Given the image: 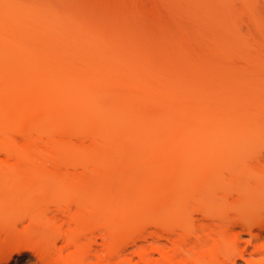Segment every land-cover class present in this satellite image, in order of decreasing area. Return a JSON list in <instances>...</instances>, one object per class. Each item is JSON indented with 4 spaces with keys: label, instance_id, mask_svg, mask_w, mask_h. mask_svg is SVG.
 Masks as SVG:
<instances>
[{
    "label": "rangeland",
    "instance_id": "1",
    "mask_svg": "<svg viewBox=\"0 0 264 264\" xmlns=\"http://www.w3.org/2000/svg\"><path fill=\"white\" fill-rule=\"evenodd\" d=\"M20 62L24 70L19 69ZM16 63L19 68L13 70ZM4 75L10 76L12 79H7L13 84L16 77L21 80L15 85L6 81V85ZM0 76L5 79L0 90L18 96L40 87L28 80L59 82L52 89L62 80L66 85L69 81L68 93L84 90L85 103L101 106L105 114L96 118L85 113V118L72 123L59 120L64 115L56 112L57 120L45 119V123L32 127L34 130L25 129L27 132L22 130L26 121L17 123L16 116L12 120L18 127L11 121L13 124L0 129V264H65L76 251L66 246V234L80 226L89 227L92 220L94 224L98 219L104 223L106 215L99 210L100 217L92 216L99 198L94 195L97 190L101 200L112 199L118 210L133 201L135 206L147 205L152 190L171 192L180 182L185 188L180 203L185 204L190 213L188 222H194L196 229L191 237L193 248L204 254L206 264H229L225 261L229 256L236 258L237 264H264V0H0ZM28 84L34 87L28 89ZM95 90L104 106L99 99L96 103L92 100ZM72 96L75 99L70 94L66 100L78 102L80 96ZM49 108L53 110L52 105ZM192 116L196 117L194 133L192 126L189 130L184 125ZM34 118L32 125L40 122ZM180 125L185 133L192 130L196 143L194 157L187 160L183 170L185 177L174 174L175 144L169 151H161L170 133H184ZM44 130L48 132L42 133ZM29 134L43 139L36 138L42 142L36 141L32 152L37 146L45 148L42 152L56 151L50 153L55 158L49 154L52 160L49 152H43L41 158L49 157L51 171L61 169L65 176L36 177L40 171L37 162L32 164L31 159L17 165L15 155L2 149L32 144L25 136ZM53 136L58 138L57 149L49 144ZM63 136L70 137L76 146H72L73 155H60L66 158L60 164L62 159L56 155ZM45 141L48 146L44 147ZM94 143L105 145L96 149L99 156L90 152ZM77 145H82L84 158L79 156ZM29 150L26 154L23 150L24 155L31 154ZM90 154L100 157L99 162L95 157L94 161L85 159ZM77 157H82L81 163L85 159L87 170L79 167ZM55 161L57 169L53 168ZM175 202L172 205L178 208ZM104 204L98 209L104 210ZM166 207L161 205L155 213L167 216L171 209ZM200 207L204 212H199ZM107 209L106 213L110 212ZM143 211L140 224H150L151 232L161 231L162 227L154 225L160 218L153 221L147 210ZM115 223L119 229L115 231L123 234L124 222ZM177 231L174 239L180 236ZM231 237L240 239H233L236 242L230 246L227 242ZM104 240L99 237L94 250L78 263L89 264L103 254ZM161 240L171 245L166 238ZM135 258L139 259L136 254Z\"/></svg>",
    "mask_w": 264,
    "mask_h": 264
},
{
    "label": "bare ground",
    "instance_id": "2",
    "mask_svg": "<svg viewBox=\"0 0 264 264\" xmlns=\"http://www.w3.org/2000/svg\"><path fill=\"white\" fill-rule=\"evenodd\" d=\"M20 61V60H19ZM21 62H24V61H21ZM20 62V63H21ZM17 63H19V62H17ZM14 64V66L16 65H19V64ZM22 64V63H21ZM20 64V65H21ZM26 65V64H25ZM13 66V67H14ZM15 66V68H12V67H10V68H12L13 70L14 69H18L19 68V66H17L16 67ZM21 68H19V69H21L22 70V68H23V70L25 69V66H24V64H22L21 66H20ZM11 69V70H12ZM11 72V71H10ZM10 75V74H9ZM4 76H7L5 79L3 78V76H0V77H2V78H0V83L2 82L3 83V81L5 80V82L3 83V84H6V85H9V84H7L6 83V81L7 82H9L10 83V85H12L13 84V82L12 81H9L7 78H9L8 77V75H4ZM20 78V77H19ZM3 79V80H2ZM10 80L12 79V78H9ZM2 80V81H1ZM16 81H20L21 79H17V77H16V79H15ZM61 80V79H60ZM16 81H14V83L15 84H17L18 82H16ZM31 84H33V85H35V86H40V87H38V89L36 90V88L33 86V85H30V84H28L29 86H28V89H32L33 87V89H35V90H28V92H25V94H21L20 95V93H19V96H18V93L15 95V93H11L10 94V92L9 93H7V92H5V91H2V90H0V91H2V95H1V93H0V114L2 113V115H6V116H8V117H6V116H0V126H3V127H0V129L1 130H4L6 127H7V125L9 126V124L11 125V124H13V122L15 123L16 121L14 120H12L13 118L14 119H16V116H19V117H17V123L20 121V123L21 124H23L24 123V121H26L25 122V126H23L22 125V130H25V129H31V130H34L37 126H38V123H40V124H42L43 122L45 123L47 120L48 121H52L53 122V120H57V118H59V116L57 115V114H61L60 115V117L61 116H63L64 115V117H61V119H59V120H61V121H63L64 120V118H65V120L66 121H68L69 120V122H72V123H75V121H77V120H80V119H83L82 117H84V115H85V113L86 114H89V115H86V117H96V118H103L104 116H105V114L103 113V108H101V106H98V105H93V104H86L85 103V101H86V99H84V94H83V92H81V91H84V90H81V91H76L75 92V90L73 89V90H71L70 91V93H68V91H69V87H70V85H72L69 81H67V85H68V83L70 84V85H68V87H67V85H66V82H64L63 80H62V82L60 81V84L58 85V86H56V88H53L52 89V87H53V84H55V83H59V82H54V81H50V80H48V83L49 82H51L52 83V85L50 86V84H48V83H45L46 81H40L42 84H40V82L38 83V82H36V83H33L34 81H30V80H28ZM12 83V84H11ZM64 83V84H63ZM3 84H0V86H2ZM15 84H13V85H15ZM44 84V85H43ZM47 84V85H46ZM46 85V86H45ZM64 85V86H63ZM66 85V86H65ZM42 86V87H41ZM43 86H44V88H43ZM60 86H63L64 87V89L65 88H68V90H64L63 89V87H60ZM4 87H5V85H4ZM59 87V88H58ZM3 88V87H2ZM60 88H61V90H60ZM0 89H1V87H0ZM60 90V92H56L57 90ZM31 91H33V92H31ZM40 93H39V92ZM90 91V90H89ZM88 91V92H89ZM30 92V93H29ZM79 92H81L80 94H78ZM96 92H98V91H94V97H96L95 99L94 98H92V100L95 102L96 101V99H99V102L101 103L102 101H101V97H99V96H95V94L96 95H99V94H97ZM36 93V94H35ZM41 93H44V94H41ZM75 93V94H74ZM93 93V92H92ZM91 92H90V94H92ZM99 93V92H98ZM28 94L30 95V96H28ZM71 94V98H73V99H75L73 96H72V94L74 95V96H80L79 97V99H78V102H75L73 99H69V101H68V99L66 100V97H68L69 95ZM77 94V95H76ZM88 95V96H91V95ZM13 95V96H12ZM15 95V96H14ZM27 97L26 99H24L25 97ZM27 95V96H26ZM38 95V96H37ZM42 97V99L40 100V96ZM17 96V97H16ZM34 96L40 101H38V105L35 103V102H37V99L36 98H34ZM77 96V97H78ZM92 96V97H93ZM15 97V98H14ZM20 97V98H19ZM44 97H46V99H44ZM97 97H99V98H97ZM18 98V99H17ZM20 99H21V101H20ZM44 99V100H43ZM84 99V100H83ZM24 100L26 101V102H24ZM35 100V101H34ZM71 100H72V102H71ZM83 100V101H82ZM88 101H90V99L88 98L87 99ZM31 101L33 102V103H31ZM98 101V100H97ZM31 103V105H29L30 103ZM42 102V103H41ZM17 103V104H16ZM19 103V104H18ZM20 103L22 104V105H20ZM28 103V104H27ZM40 103V104H39ZM96 103V102H95ZM8 104V105H7ZM14 104H16V106L14 105ZM12 105V106H11ZM17 105H18V107L20 108V109H22V111L17 107ZM20 105V106H19ZM33 105V106H32ZM40 105V106H39ZM51 105H52V107H53V110H54V112H53V110L52 109H50L49 107H51ZM102 105H103V102H102ZM14 106L17 108V109H15L14 108ZM24 106V107H23ZM30 108H29V107ZM37 106V107H36ZM55 106H57L58 107V109H60V111L62 112H60ZM104 106V105H103ZM9 107V108H8ZM26 107H28V108H26ZM33 107V108H32ZM39 107H41V109L39 108ZM106 107V106H105ZM104 107V108H105ZM6 108H8V109H10V111L11 112H7V113H4V112H6V110L8 111V109H6ZM25 108V109H24ZM32 108V109H31ZM18 109H19V111H20V113H19V111H18ZM31 109V110H30ZM46 110V112H45V110ZM50 109V110H49ZM4 111V112H1V111ZM17 111V113H16V111ZM44 110V111H43ZM49 112H48V111ZM90 110V111H89ZM181 111L183 110V108H181L180 109ZM24 111H26V112H24ZM32 111H34V112H32ZM39 112V114H38V112ZM51 111V112H50ZM92 111V112H91ZM101 111H102V113H101ZM14 112H15V114H17V115H15L14 114ZM56 112H57V114H56ZM59 112V113H58ZM90 112H91V114L92 113H94V115L92 114H90ZM182 112H184V111H182ZM9 113V114H8ZM12 113H13V115L15 116H13L12 115ZM22 113V114H21ZM26 113H27V118H28V120H27V118H26ZM44 113V114H43ZM47 113V114H46ZM48 113H49V115H50V113H51V115L53 114V116H49L48 115ZM98 114L97 116H96V114ZM55 114H56V116H55ZM76 114H77V116H76ZM82 114V115H81ZM103 116H102V115ZM10 115V116H9ZM74 115L76 116V118H72V117H74ZM79 115V116H78ZM91 115V116H90ZM21 116H24V117H21ZM43 116H44V118H43ZM45 116H47V117H45ZM66 116H68L67 118H66ZM101 116V117H100ZM12 117V118H11ZM34 117H37L36 119H38V120H40V122L38 121L37 123H36V125L34 124V125H32V123H34V120H35V118ZM50 117V118H49ZM24 118H25V120H24ZM30 118H32L31 120H29ZM48 118V119H47ZM53 118V119H52ZM85 118V117H84ZM194 118H196L195 116H192L191 117V119H187V121H194L192 124H191V122L189 121L188 123L189 124H187V121H186V123H184V122H181V123H184V125L186 124V126L188 125V127H186V129L188 128L189 130H190V126H192V130H193V133H194V127H195V125H196V120L194 119ZM45 119H46V121H45ZM52 119V120H51ZM73 119V120H72ZM76 119V120H75ZM19 120V121H18ZM22 120H23V122H22ZM166 120H169V119H167L166 118ZM11 121H13L12 123H11ZM29 121H31V122H29ZM43 121V122H42ZM169 121H172V120H169ZM57 122V121H56ZM28 123H30L29 125H30V128H29V125H28ZM39 124V125H40ZM194 125V126H193ZM4 126H6V127H4ZM15 126L16 127H18L17 125H16V123H15ZM28 126V127H27ZM34 129H33V128ZM183 128V126L182 125H180V127L179 128ZM4 128V129H3ZM161 128V127H160ZM163 128V127H162ZM157 129H159V128H157ZM187 129V130H188ZM30 130V131H31ZM185 129L183 128L182 129V131H181V133L184 131ZM192 130L191 131H187V133H185V131H184V133H182L181 135L180 134H178V133H176V135H174L175 133H173L172 132V134L170 133L166 138H165V144H164V146H163V149H161V151L163 152V151H169L170 149H172V150H174V152H176V157L174 158V160H173V164L175 165V167H177V169L175 170V175L177 176V177H185V175H186V173H185V171H183L184 170V167H185V164L187 163V160L189 161L192 157H194L193 156V154L195 153V149H196V143L195 142H193L192 140H193V133H192ZM28 131V130H27ZM26 130H25V132H27ZM29 131V132H30ZM46 132H48V130H44V131H42V133H46ZM176 132H179L180 133V131L178 130V131H176ZM191 132V134H188V133H190ZM178 134V135H177ZM187 134V135H186ZM30 135V134H29ZM170 135H171V139H172V141L174 142L175 141V143H173L172 141H171V139H169V137H170ZM191 135V136H190ZM25 136H27V139H29L30 141L32 140L33 141V143L31 144V142H29V140H28V142H29V144L26 146V147H23V146H21V145H18V144H16V145H14V147H3L2 149H4V150H7L8 149V151H9V153L10 154H12V155H15V157L14 158H16L17 160V165H22V163L23 162H25L26 163V161H30L31 159H33L34 160V163H33V160H31L32 162V164H35L36 162H37V168H40V171H39V173L36 175V177H45V175L47 174V175H50V176H52V177H55V174H58V175H56L57 177L59 176V177H61V176H65L63 173H62V175H61V172H62V170L61 169H58V171L57 170H55V169H57V163H58V161H57V163H56V161H55V164H54V162L53 163H51V164H54L55 166L53 167V168H55L54 170L55 171H51V168H49L50 167V165H49V163L51 162V160H52V154L54 153V152H56L54 149H53V151H43V152H45V153H47V152H49L48 153V155L50 154V153H52V154H50V155H52V156H50V158H51V160L50 159H47V158H49V157H45V158H41L42 156H43V152H42V150H45V148L43 149L41 146L39 147V146H37V151L36 150H33V152H32V148L34 149V146H35V149H36V145H38V144H40L41 145V143L40 142H42L43 141V139L41 138L40 139V137H38V136H36V137H32L31 135L30 136H28V135H25ZM33 139H36V138H38V140L40 139V140H42V141H38L37 139L36 140H33ZM57 137H59L58 135H57ZM56 136H53V137H51V138H54V139H56L57 138ZM188 137V138H187ZM54 139H50L51 141L49 142V144H51V148H54L55 147V149H57V142H58V138L56 139V140H54ZM62 139V144H61V146H60V151H58L57 150V152H58V154L56 155L57 157H61L60 155H65L66 156V154L65 153H67V155L69 156V154L70 153H72V155H73V149L75 148V146H76V144L73 142V141H71L70 139V137H68L67 139L66 138H64V136H63V138H60V140ZM64 139V140H63ZM166 139H168V140H166ZM187 139H190V140H187ZM68 140H70V141H68ZM36 141H37V143L38 144H36ZM47 141V140H46ZM46 141L44 142V147L45 146H48V145H45V144H47L46 143ZM54 141H55V145H52L53 143H54ZM66 141V143H67V145H66V143H64ZM96 141V140H95ZM186 141V142H185ZM189 141V142H188ZM190 141H192V142H190ZM70 142H72V143H70ZM94 142V141H93ZM168 142V143H167ZM35 143V144H34ZM73 143H74V145H73ZM187 143V144H186ZM195 145H194V144ZM31 144V148L30 147H28L29 145ZM65 144V145H64ZM101 144V145H100ZM100 144H97V143H94V144H92L93 146H90L92 149H93V147H94V149H95V151H94V149L92 150L90 147H88V146H83V147H85L84 149H88V150H90L91 149V151L90 152H95V154H97V156H99L98 155V153H96L97 152V148L99 149V148H103L102 146H104V148H105V145L103 144L102 145V143H100ZM173 144H175L174 146H172ZM18 145V146H17ZM34 145V146H33ZM42 145H43V143H42ZM95 145V146H94ZM98 145V146H97ZM66 147V149H65V147ZM68 146H70V147H68ZM72 146H73V149H72ZM80 147H78V145H77V147L76 148H80V150H79V153H78V150H76L77 151V153L79 154V156L81 155L83 158H84V156L81 154L82 152H83V150L81 151V148H82V145H79ZM97 146V147H96ZM166 146H168L167 148H166ZM171 146H172V148H171ZM23 147V148H22ZM28 147V148H27ZM41 148V149H39V148ZM26 148V149H25ZM62 148H63V150H62ZM103 148V149H104ZM162 148V147H161ZM29 149H31V154H28V155H24V151H25V154L28 152V151H30ZM39 149V150H38ZM64 149L65 150H67V151H64ZM70 149H72L71 151H70ZM83 149V148H82ZM144 149V148H143ZM191 149V150H190ZM24 150V151H23ZM49 150V149H48ZM52 150V149H51ZM64 151V152H62V151ZM87 150V151H88ZM148 150H150V149H148V148H145V151H147L148 152ZM39 151H41V152H39ZM76 151H75V153H76ZM85 151V150H84ZM191 151V152H190ZM22 152H23V155H22ZM38 152H39V155H38ZM61 154H60V153ZM89 152V151H88ZM89 152V153H90ZM28 153H30V152H28ZM41 153V154H40ZM74 153V154H75ZM76 153V154H77ZM72 155H70V156H72ZM188 155V157H186ZM190 155V156H189ZM39 156V157H38ZM45 156V155H44ZM35 157H37V158H35ZM57 157H56V159H57ZM82 157H77V159H80V161H79V163H81V158ZM95 158H96V162H99V160H100V157L98 158V157H96V155L94 156ZM93 157V155L92 154H90V155H87V157H85V159H89V160H91L92 158H94ZM191 157V158H190ZM53 158H55L54 156H53ZM64 158V159H63ZM63 158L61 157V158H59L58 160H60V159H62L61 161H60V164H61V162L62 161H64L66 158L63 156ZM95 158H94V160H95ZM26 159V160H25ZM84 159V160H85ZM97 159H98V161H97ZM24 160V161H23ZM41 160H43V161H41ZM84 160H83V164L81 163V165L79 164V163H77L78 164V166L79 167H84L83 168V171H85V170H87V167H88V165H85V164H88V163H86V162H84ZM93 160V159H92ZM91 160V161H92ZM93 160V161H94ZM39 162H41L39 165H38V163ZM28 163V162H27ZM63 163V162H62ZM184 165V166H183ZM34 166V165H33ZM53 166V165H52ZM51 166V167H52ZM87 166V167H86ZM179 167V168H178ZM53 168H52V170H53ZM59 168V167H58ZM36 171V170H35ZM51 172V174H48V173H50ZM57 171V172H56ZM55 172V173H54ZM52 173H54V174H52ZM33 175V174H32ZM46 175V176H47ZM48 177V176H47ZM181 183L182 182H180L179 184H177V186H176V188L177 189H173L171 192H169L168 190H162V191H159V192H157L156 190H152L150 193H148V196H150V198H149V200H148V202H147V205H141L140 206V204H138L137 203V205L135 206V203H136V201H133L132 202V204H130L129 203V207H127V208H125L124 207V209L123 208H121V209H114V205H112V204H114V201L112 202V199H107L106 201H104V200H101V192H100V190H97L96 192H94V195H95V193H97L95 196H96V205H97V207H96V210L92 213V214H94V215H92L95 219L98 217V216H96L95 217V214H99V217H100V213L104 216V215H106V216H104L103 218L105 219V220H103V222L104 223H101L102 222V219H98L99 220V222H98V220H97V222L94 224L93 222H95L94 220H92V225H90L89 227H87V226H80V228L79 229H77L75 232L73 231L72 233H67L66 234V239H65V241H67V243H66V246H67V244L69 245V246H73L74 247V249L76 250H74L75 252L72 254V256H70V258H68L67 260H66V263L65 264H82L81 262H83V260H84V258L92 251V250H94V245L95 244H97L98 243V238L99 237H101V239L102 240H104L105 238H107V242H105L106 241V239L104 240V242H102V245H104V251H103V254H100L99 256H97L96 257V259H95V261H92V262H90L89 264H206L205 263V260H204V254L202 255V253H199V251H196V249H194V248H196V247H194V245H193V243H192V234H194L193 232V230H196V229H193V228H195V227H192V226H194V222H193V224L192 223H190L189 224V220H188V217H190V213L187 211V209L185 208V207H183V206H185V204H181V203H183V201H182V197H183V199H184V197H185V191H183V190H185V188H184V186H181ZM183 185V184H182ZM86 185H84V187H85ZM87 188V187H86ZM183 188V189H182ZM83 189V188H82ZM84 190H85V188H84ZM83 190V192L82 193H86V191H87V193H88V189H86V191H84ZM176 190L178 191V192H176ZM153 191H154V193H153ZM100 195H99V194ZM152 193V195H150ZM173 193H175L174 194V196H173ZM181 193V194H180ZM182 193H184L183 195H182ZM179 195V196H178ZM165 197V198H164ZM167 197V198H166ZM176 197H178V198H176ZM180 197H181V199H180ZM153 198V199H152ZM174 198V201H176L175 203H176V205L177 206H175V207H178V208H174L173 207V205H172V203L174 202L172 199ZM176 198V199H175ZM160 199V200H159ZM162 199V200H161ZM177 199H179V200H177ZM109 200V201H108ZM151 200V201H150ZM163 200H165V201H163ZM170 200H172V203H171V201ZM98 201L100 202V203H98ZM111 201V202H110ZM166 201H168V202H166ZM179 201V202H178ZM180 201H181V203H180ZM104 202L106 203H108V202H110V204L108 205L107 203H106V205L107 206H105V204H104ZM158 202L160 203L159 204V206H158ZM162 202V203H161ZM179 203V206H178V203ZM98 203V204H97ZM150 203V204H149ZM170 203H171V207H169L170 206ZM99 204H101L100 206H99ZM103 204H104V210H100V209H98V208H100V207H102L101 209H103ZM150 205V207H149V205ZM157 204V205H156ZM167 204V205H166ZM174 204V203H173ZM126 205H128V204H126ZM133 205V206H132ZM155 205H156V207H155ZM161 205H162V207H163V205L164 206H167L166 208H170L171 209V212H173V209H175V211L172 213L173 215L172 216H170V214H171V212H169L170 210H168V213L169 214H167V216H165L164 214V216L163 217H161L162 215H159L158 216V214H156L155 213V211L157 210V208H160L161 207ZM180 205H182V208H184V209H186V211L184 210V209H182V210H180L181 208V206ZM110 206V207H109ZM113 206V210L111 211V207ZM148 206V207H147ZM105 207H106V209H107V207H108V209L110 210V212L108 211V213H106V211H105ZM146 207V208H145ZM143 211L144 209L145 210H147V215H149V217H151L152 219H153V221L154 220H156L157 218L159 219V221L157 220V221H154V223H156V224H154L155 226H156V228H157V225L163 230H157V231H153V232H151V229L152 228H150L149 226H150V224H140L141 223V218H142V215H143V213H144V211L142 212V211H140V209ZM143 208V209H142ZM148 208V209H147ZM203 207H200V209H198L199 210V212L200 211H203L204 212V209L205 208H203ZM107 209V210H108ZM162 209H165V208H161V210ZM202 209V210H201ZM98 210H99V212H98ZM122 210V211H121ZM151 210H152V212H151ZM98 213H97V212ZM120 211V212H119ZM148 211L150 212V213H148ZM206 211V210H205ZM96 212V213H95ZM116 212L117 213H123V215L124 216H126V218L128 219H125V217L123 216V215H121V216H117L116 215ZM140 212V213H139ZM165 212H166V209H165ZM185 212V214H184V216L185 217H183V213ZM203 212H201V213H203ZM103 213H106V214H103ZM139 213V214H138ZM142 213V214H141ZM152 213H154L153 214V216H154V218H153V216L151 215ZM187 213L189 214V216H187ZM116 215V217H115V215ZM141 214V215H140ZM177 214V217H174V215H176ZM109 215V216H108ZM119 215V214H118ZM179 215H181V216H179ZM108 216V217H107ZM123 216V217H122ZM137 216V217H136ZM141 216V217H140ZM158 216V217H157ZM168 216H170V217H168ZM117 217H121L119 220H121L122 221V226L124 227L123 229H125V230H122L123 231V234H118L116 231H118L119 229L117 228V227H114V225H116V223H115V220L116 221H119L118 219H117ZM186 217H187V219H186ZM191 217H194V216H192L191 215ZM108 218V219H107ZM114 218V220H113V222H111L112 221V219ZM129 218L131 219L130 221H129ZM138 218L140 219V220H138ZM180 218H181V220H182V222H181V220H180ZM187 220V221H185V219ZM111 219V220H110ZM135 219V220H134ZM151 219V220H152ZM184 219V220H183ZM190 219V218H189ZM196 218H192L191 220L192 221H194ZM132 220H133V222H132ZM139 222H138V221ZM190 220V221H191ZM101 221V222H100ZM109 221V222H108ZM127 221V222H126ZM129 221V222H128ZM188 222V224H186V223H184V222ZM191 221V222H192ZM242 221H245V220H242ZM131 222V223H130ZM138 222V223H137ZM152 222V221H151ZM127 223V224H126ZM113 224V225H112ZM94 225L96 226V227H94ZM102 226V227H100V226ZM128 225V226H127ZM118 227H120V226H118ZM158 227V228H159ZM103 228H105V230H103ZM127 228V229H126ZM148 228H150V232L151 233H149L148 234V232H149V229ZM157 228V229H158ZM148 229V230H147ZM180 230V232H178V234L180 235L179 237H178V239H174V236L173 235H175V231L176 230ZM102 230V232H104L103 234H102V232H100ZM116 230V231H115ZM154 230V229H153ZM156 230V229H155ZM125 231V232H124ZM146 231H147V234H146ZM99 232V233H98ZM197 232V231H196ZM100 233L102 234V235H100ZM120 233H122V232H120ZM174 233V234H173ZM177 235V234H176ZM200 235H196V237H198L199 239H201V236L199 237ZM176 237V236H175ZM110 238V239H109ZM161 238H166L168 241H170L169 243H171V245H166V243L167 242H163L162 240H161ZM189 238V239H188ZM191 238V239H190ZM237 238V237H236ZM236 238L235 237H233V239L234 240H236ZM84 239H87V240H85L84 241ZM225 239V238H224ZM229 239V238H228ZM231 239H232V237H231ZM230 239V240H231ZM231 240V242H230V240L227 242L228 243V245H230V246H232L233 244L232 243H234V242H236V241H234V240ZM240 238H237V241L239 240ZM190 241V244L192 243V245H191V247H190V244L188 243L189 241ZM227 240V239H226ZM226 240H224L225 241V243H226ZM216 243H218V241H216ZM168 244V243H167ZM187 244H189L188 245V248L186 247V245ZM167 246H170L169 248L170 249H168L167 250ZM68 247V246H67ZM194 247V248H193ZM131 248H136V250L134 251V254L132 253V252H130V249ZM191 248V249H190ZM195 250V251H193V249ZM19 253H20V251H18ZM158 254V257H156L155 256V254ZM194 253H195V255H196V257L194 256ZM196 253H199V254H201V255H199L198 254V256H197V254ZM135 254L137 255V257L139 258V259H137L136 261H135ZM242 256H244V254H242ZM84 257V258H83ZM196 259H195V258ZM82 261H81V260ZM9 259H7L6 261H8ZM79 261H81L80 263H78ZM225 261L226 262H228L229 264H237V259L236 258H231L230 256L229 257H227L226 259H225ZM219 264H222V263H219Z\"/></svg>",
    "mask_w": 264,
    "mask_h": 264
}]
</instances>
